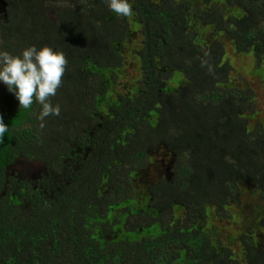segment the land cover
I'll return each instance as SVG.
<instances>
[{"label":"trees","instance_id":"1","mask_svg":"<svg viewBox=\"0 0 264 264\" xmlns=\"http://www.w3.org/2000/svg\"><path fill=\"white\" fill-rule=\"evenodd\" d=\"M45 2L61 5L60 20L46 16ZM26 3L34 29L19 21V38L67 60L55 96L75 108L65 115L72 131L54 139L62 149L90 140V153L71 163L79 169L43 213L15 224L2 215L0 264H264V118L256 92L246 78L231 77L226 60L230 52L252 55L264 66V0H130L127 17L105 0ZM133 34L139 48L129 61L118 46ZM0 116L7 125V113ZM25 116L9 119L13 128ZM13 141L8 127L0 164ZM153 150L170 160L144 185L150 211L129 215L120 238L111 213L137 197L128 177L147 169ZM249 197L259 200L253 229L239 233L237 249L226 247L211 217L245 225Z\"/></svg>","mask_w":264,"mask_h":264},{"label":"flooded vegetation","instance_id":"2","mask_svg":"<svg viewBox=\"0 0 264 264\" xmlns=\"http://www.w3.org/2000/svg\"><path fill=\"white\" fill-rule=\"evenodd\" d=\"M26 1L28 0H0V50L19 54L24 48L29 47L27 39L19 38L22 37V27L19 21L26 24V13H29V4L27 5ZM60 1L70 2L72 6L75 3H89L93 0ZM60 7L61 5L58 9L56 8L57 10L48 11L44 6L43 9L46 16H56L58 21L60 16L65 14ZM78 7L82 5L79 4ZM18 26L19 31L16 33L15 28ZM25 27L26 30L27 28L34 29L27 24ZM42 34L40 29L38 35L34 36L31 41L37 44ZM0 96L2 97L0 112L7 113L5 119L14 139L11 145L12 151L4 153L7 162L0 164V219L3 218L2 215L9 216L6 217L7 220H10V224H15L21 223L24 216L32 219L35 213L44 212L49 199L54 198L56 191L63 185L69 184V180L74 177L73 170L79 169L71 168L72 164L75 165L77 162L82 164V160L88 159L91 141L79 143L78 147L66 144L65 149H62L60 140L54 139L55 135L64 136L67 131H72L71 127L64 124H67L65 115L73 113L75 108L71 107L73 104L67 106L66 99L61 101L63 104H59L60 100L57 96L51 97L52 104L58 105L60 112L58 115H49L41 120L40 104L34 102L31 108H20L19 101L3 83H0ZM24 115H28L25 116V122L18 130L13 128L10 120ZM48 143L49 146L55 144L59 149L57 151L47 149ZM62 162L66 164L65 167L61 165ZM155 163H158L156 164L158 168L163 164L157 161ZM163 170L157 173H163Z\"/></svg>","mask_w":264,"mask_h":264},{"label":"rangeland","instance_id":"3","mask_svg":"<svg viewBox=\"0 0 264 264\" xmlns=\"http://www.w3.org/2000/svg\"><path fill=\"white\" fill-rule=\"evenodd\" d=\"M80 3H75L74 5H72V7H78ZM59 6L58 3L55 4H46L45 7L46 9L52 10V9H56ZM71 6V5H70ZM77 12V10H74ZM26 18L27 20L25 21L27 26L32 27L34 25V22L32 20L31 14H30V10L29 13H26ZM134 33V31H133ZM138 38L135 34L131 35V37L129 38V40L127 41L126 44L124 45H119L118 46V50L126 57V59H128L129 61L132 58V51L138 49ZM226 60H228L233 68V72H232V78H235L236 80L239 78V81L242 79V77L246 78L248 80V83L250 84L251 88L256 92L257 96H258V105L260 108V114L261 116L259 117V119L264 118V66H258L254 60V57L252 55H238V54H232V52H230L227 56H226ZM127 73V72H126ZM125 73V75H126ZM123 80L125 82V85H129L132 81L131 75H127L125 76V78L123 77ZM179 79L177 80L176 86H178V84L180 85L182 82L179 83ZM172 88V86H171ZM59 104H63V102H59ZM263 114V115H262ZM64 116V115H62ZM150 160L151 162L149 163L148 167L146 170H144L143 172H137L135 173L136 175L134 176L132 173V175L130 177H128L130 179V184H131V188H133V193L135 194V199L132 200L130 203H122L120 204L117 208H114L112 211V217L118 219L121 223L120 226L116 227L115 230L117 232H119V236L120 238H124L127 236V234H125L123 232V227L125 225V223L127 222V219L129 217V215L134 214L135 211H140V210H147L150 211V209H148L149 205V196L146 193V189L144 187V185L146 183H151V181H155V179L157 178L158 175V171H162L165 167V163L168 162L170 160V157L168 155L167 152L162 151V150H153L150 154ZM154 161L157 162H161L163 161L162 166H160L158 168V166ZM124 172H126V170H123ZM124 177V174H123ZM126 183V181L124 182ZM143 189V191L141 192V190ZM139 203H144V207L141 209H138V204ZM259 200L255 197H249L246 201L245 204V209L248 210V214L249 216L246 218V222L245 225L244 223L240 220V219H236L233 221H226V220H220L217 219V217H215L214 215H212L211 217V221L213 223V225L217 228L218 227H222V229L220 230V232L226 236V239L223 240V244L226 247H231L234 249L238 248V238H239V233H241L242 231L244 232L246 230L245 226L247 227V229L250 227L253 229V222L251 216L252 213H256V209L257 207L255 206V204H258ZM129 207L130 211L126 212L125 208ZM240 211V208H236L235 210H233V215H238ZM260 217L257 219L259 220ZM218 220V223H217ZM147 236L149 235H153V229L150 228L149 232L145 233ZM226 234V235H225ZM136 235V234H134ZM228 235V236H227ZM260 240V243L264 244V235H260L258 234V241Z\"/></svg>","mask_w":264,"mask_h":264},{"label":"clouds","instance_id":"4","mask_svg":"<svg viewBox=\"0 0 264 264\" xmlns=\"http://www.w3.org/2000/svg\"><path fill=\"white\" fill-rule=\"evenodd\" d=\"M105 2L118 16L127 17L132 14L130 0ZM66 64L63 52L49 46L38 48L32 45L19 54L0 50V83L7 86L8 91L19 101L20 108H31L34 102L40 104V119L43 120L60 112L59 106L52 104L51 97L56 95L61 85ZM7 130L8 126L0 116V137Z\"/></svg>","mask_w":264,"mask_h":264}]
</instances>
